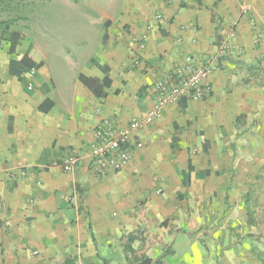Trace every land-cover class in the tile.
Segmentation results:
<instances>
[{"label": "crops", "instance_id": "obj_1", "mask_svg": "<svg viewBox=\"0 0 264 264\" xmlns=\"http://www.w3.org/2000/svg\"><path fill=\"white\" fill-rule=\"evenodd\" d=\"M105 2L101 41L69 74L45 57L28 69L30 45L10 52L0 31V264H127L166 249L164 264H264V0ZM131 35L146 39L139 67ZM207 54L211 93L141 129L126 168L93 171L95 127L127 126L153 106L156 79ZM81 74L110 86L97 95Z\"/></svg>", "mask_w": 264, "mask_h": 264}, {"label": "built area", "instance_id": "obj_2", "mask_svg": "<svg viewBox=\"0 0 264 264\" xmlns=\"http://www.w3.org/2000/svg\"><path fill=\"white\" fill-rule=\"evenodd\" d=\"M249 12V7L242 9L243 15ZM155 18L160 23L164 21L161 13L156 14ZM130 40L134 45L131 67H139L142 64L141 52L146 48V39L131 35ZM218 49L220 56H225L231 47L223 40ZM262 63L264 65V56ZM217 70V57L209 54L201 57L189 55L182 62L175 63L164 76L150 85L153 106L149 110L133 117L125 127L112 119L102 121L95 127L93 140L89 145L90 168L99 173L107 170L117 172L126 168L131 163L135 150L141 146V141L136 138L137 133L161 119L169 105L181 101H200L207 97L211 93L209 79ZM29 89H33V86L29 85ZM79 159V154L74 152L67 155L60 165L64 171L70 172L76 168Z\"/></svg>", "mask_w": 264, "mask_h": 264}, {"label": "rangeland", "instance_id": "obj_3", "mask_svg": "<svg viewBox=\"0 0 264 264\" xmlns=\"http://www.w3.org/2000/svg\"><path fill=\"white\" fill-rule=\"evenodd\" d=\"M105 4V0H0V21L16 19L9 29L0 25V31L6 38L21 32L19 52L33 45L34 54L69 74L77 66L76 57L83 56L81 52L92 53L99 45ZM141 259L132 256L127 264H140Z\"/></svg>", "mask_w": 264, "mask_h": 264}, {"label": "trees", "instance_id": "obj_4", "mask_svg": "<svg viewBox=\"0 0 264 264\" xmlns=\"http://www.w3.org/2000/svg\"><path fill=\"white\" fill-rule=\"evenodd\" d=\"M214 17V14H213ZM16 19H9V20H2L0 21V25H4L6 29H9L13 24H15ZM2 32V31H1ZM3 38L7 39L11 42L10 45V52H15L16 48L20 45L21 40L23 38V34L18 31H14L11 33V36L9 38H6V35L2 32ZM35 47L33 45H30L27 52L19 56V61L21 64H24L28 69L35 70L39 67H41L44 62L43 59L38 57L36 54H34ZM80 79L87 84L97 95L103 94L102 91L99 89H102L104 87L110 86L111 80L108 76H106L102 81L97 78H88L85 75L81 74ZM194 170V167L192 166V161L189 159V164L187 167V170L183 171V184L185 186H188L190 184L191 179V172ZM169 249H166L163 254L155 259H152L150 257H144L141 259L140 264H164L163 258L169 254ZM62 264H77L76 258L74 256H70L65 259V261ZM103 264H109L107 261H104Z\"/></svg>", "mask_w": 264, "mask_h": 264}]
</instances>
